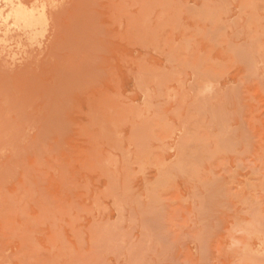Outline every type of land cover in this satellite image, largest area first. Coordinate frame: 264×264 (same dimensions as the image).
Here are the masks:
<instances>
[{
  "label": "rangeland",
  "instance_id": "1",
  "mask_svg": "<svg viewBox=\"0 0 264 264\" xmlns=\"http://www.w3.org/2000/svg\"><path fill=\"white\" fill-rule=\"evenodd\" d=\"M0 264H264V0L0 3Z\"/></svg>",
  "mask_w": 264,
  "mask_h": 264
},
{
  "label": "bare ground",
  "instance_id": "2",
  "mask_svg": "<svg viewBox=\"0 0 264 264\" xmlns=\"http://www.w3.org/2000/svg\"><path fill=\"white\" fill-rule=\"evenodd\" d=\"M9 1L11 2V0H0V3L6 4V3H10ZM37 19L38 18L36 17L34 11L31 12L25 11L18 16L16 21L20 28L28 29V28H33L37 25Z\"/></svg>",
  "mask_w": 264,
  "mask_h": 264
}]
</instances>
